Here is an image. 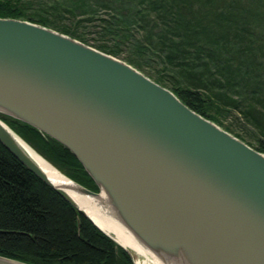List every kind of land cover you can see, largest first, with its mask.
Returning a JSON list of instances; mask_svg holds the SVG:
<instances>
[{"label": "water", "instance_id": "1", "mask_svg": "<svg viewBox=\"0 0 264 264\" xmlns=\"http://www.w3.org/2000/svg\"><path fill=\"white\" fill-rule=\"evenodd\" d=\"M0 112L68 148L97 187L61 173L74 192L95 201L103 191L115 218L163 262L264 264V153L125 60L0 16ZM15 137L0 119V143L87 216ZM0 264L30 263L0 255Z\"/></svg>", "mask_w": 264, "mask_h": 264}, {"label": "trees", "instance_id": "2", "mask_svg": "<svg viewBox=\"0 0 264 264\" xmlns=\"http://www.w3.org/2000/svg\"><path fill=\"white\" fill-rule=\"evenodd\" d=\"M257 1L36 0L34 8L31 0H0V16L24 18L83 42L74 27L59 21L61 12L97 17L112 47L95 48L116 55L126 44L123 60L225 130L228 116L250 129L257 144L242 140L264 153V19L254 10ZM100 9L107 15L100 16ZM0 119L60 173L97 190L60 142L7 114L0 112ZM0 255L30 264H133L124 247L1 143Z\"/></svg>", "mask_w": 264, "mask_h": 264}, {"label": "bare ground", "instance_id": "3", "mask_svg": "<svg viewBox=\"0 0 264 264\" xmlns=\"http://www.w3.org/2000/svg\"><path fill=\"white\" fill-rule=\"evenodd\" d=\"M16 143L43 171L52 184L65 187V190L71 196L75 204L81 208L97 226L110 234L122 246L144 258L142 262L135 261V264H167L142 245L131 234V232L115 218V213L109 206L107 197L103 191L99 192L98 198L95 201L89 199V197L85 195L77 194L74 192L73 187L75 185L72 181L63 176L55 167L37 154L22 140L16 138ZM67 186L72 189H66Z\"/></svg>", "mask_w": 264, "mask_h": 264}, {"label": "rangeland", "instance_id": "4", "mask_svg": "<svg viewBox=\"0 0 264 264\" xmlns=\"http://www.w3.org/2000/svg\"><path fill=\"white\" fill-rule=\"evenodd\" d=\"M257 2H258L256 4L257 7L255 6L254 10L256 12H258L257 16H261V18L264 19V0H259ZM30 4L34 8H37V6H38L36 0H31ZM42 7L46 8L45 10H49V8L47 6H42ZM249 8H252V7H249ZM240 11H242V10H240ZM97 12L100 16H106L107 15L106 12L102 11L101 9ZM59 21L64 25H69L70 27H74L75 31L83 37L84 42L93 46V47H95L97 45H100L104 48L112 47L111 39L103 38V36H101V31L99 28V26L101 25V21L97 17L85 18L84 15L79 14V13L78 14L76 13L75 15H71L70 13L63 11V12H61V14L59 16ZM251 22L253 23V22H255V20H252ZM126 47H127L126 44L120 45L117 49V54L115 56H117L121 59L123 57H125V55L127 53ZM231 120H233V119L230 116H228L226 119H224L222 121V125L230 126V129H229L230 133H232V134L235 133V134L239 135V137L241 139H243L244 141H247L251 145L257 144L255 138L251 135L252 133L250 132V129H248L249 131H247L237 121H235V120L231 121ZM129 253H130L131 257L133 258L134 263H135V261L142 262L144 260L143 257L136 255L131 250H129ZM147 264H151V263H147Z\"/></svg>", "mask_w": 264, "mask_h": 264}, {"label": "built area", "instance_id": "5", "mask_svg": "<svg viewBox=\"0 0 264 264\" xmlns=\"http://www.w3.org/2000/svg\"><path fill=\"white\" fill-rule=\"evenodd\" d=\"M132 261H133V258H132ZM133 264H135V263L133 262Z\"/></svg>", "mask_w": 264, "mask_h": 264}]
</instances>
